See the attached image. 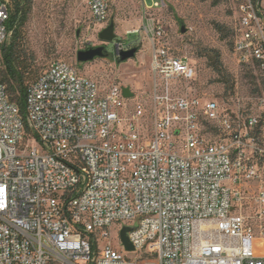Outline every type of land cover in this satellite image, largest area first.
<instances>
[{"label":"built area","instance_id":"1","mask_svg":"<svg viewBox=\"0 0 264 264\" xmlns=\"http://www.w3.org/2000/svg\"><path fill=\"white\" fill-rule=\"evenodd\" d=\"M85 1L107 23L113 0ZM239 11L233 53L259 86L249 105L193 94L194 68L151 20L148 105L64 61L28 86L23 115L0 82V264H264V12ZM8 14L0 0V47ZM126 49L113 45L114 62Z\"/></svg>","mask_w":264,"mask_h":264},{"label":"rangeland","instance_id":"2","mask_svg":"<svg viewBox=\"0 0 264 264\" xmlns=\"http://www.w3.org/2000/svg\"><path fill=\"white\" fill-rule=\"evenodd\" d=\"M8 2L12 7V1ZM143 3L147 8L153 3L158 7L148 10ZM242 3L243 0H113L107 23L97 24L89 15L85 0H32L24 26V62L38 76L51 62L64 61L81 76L95 81L101 91L112 85L128 88L136 99L148 105L152 50L143 28L151 20L164 28L172 52L185 57L194 68L193 94L218 100L224 106L236 99L242 105H249L259 86L253 71L240 67L233 53ZM110 23L114 26L115 39L108 47L109 53L114 44L121 43L125 48L137 47L135 57L121 64L108 59L78 63L77 52L102 45L97 35ZM209 50L219 53L228 84L219 81L207 66L203 55ZM230 85L233 90L228 89ZM116 230H111L115 246ZM255 253L264 257V241H255Z\"/></svg>","mask_w":264,"mask_h":264},{"label":"trees","instance_id":"3","mask_svg":"<svg viewBox=\"0 0 264 264\" xmlns=\"http://www.w3.org/2000/svg\"><path fill=\"white\" fill-rule=\"evenodd\" d=\"M11 1L12 7L9 4V16L5 23L8 40L0 47V82L5 87L9 101L17 105L23 115L26 90L37 78L36 73L30 70L24 62L26 58L24 26L31 11L32 0ZM250 1L260 8L261 0ZM203 57L207 61V66L218 76L219 81L228 84L229 78L220 62L219 53L209 50ZM228 89L233 90V85H230Z\"/></svg>","mask_w":264,"mask_h":264},{"label":"water","instance_id":"4","mask_svg":"<svg viewBox=\"0 0 264 264\" xmlns=\"http://www.w3.org/2000/svg\"><path fill=\"white\" fill-rule=\"evenodd\" d=\"M113 23H110L107 28H104L99 33V39L106 43H112L115 39V34L113 31ZM181 33H184V29H180ZM139 49L137 47L131 48L126 51H121L118 55V58L115 60L116 64L124 63L128 60H131L135 57L138 53ZM96 59H108L114 61V57L112 53H109L104 47H96V48H89L83 51H79L76 54V61L80 64L83 63H90ZM122 94L124 98H131L132 93L128 88H122ZM135 226L128 227L123 226L121 230L118 232V239L124 249L125 252H133V247L128 241V233L131 232Z\"/></svg>","mask_w":264,"mask_h":264},{"label":"flooded vegetation","instance_id":"5","mask_svg":"<svg viewBox=\"0 0 264 264\" xmlns=\"http://www.w3.org/2000/svg\"><path fill=\"white\" fill-rule=\"evenodd\" d=\"M109 25H107V26H105V28H107ZM113 31H114V28H113ZM97 38L99 39V34L97 35ZM100 40V39H99ZM100 43L102 44V45H100V46H95V47H92V48H96V47H104L107 51H109L108 50V47H109V45L110 44H112V43H106V42H104V41H101L100 40ZM89 48H91V47H87V48H85V49H89ZM132 47H130V48H127L126 50H129V49H131Z\"/></svg>","mask_w":264,"mask_h":264},{"label":"crops","instance_id":"6","mask_svg":"<svg viewBox=\"0 0 264 264\" xmlns=\"http://www.w3.org/2000/svg\"><path fill=\"white\" fill-rule=\"evenodd\" d=\"M260 8L264 11V0L260 1Z\"/></svg>","mask_w":264,"mask_h":264}]
</instances>
